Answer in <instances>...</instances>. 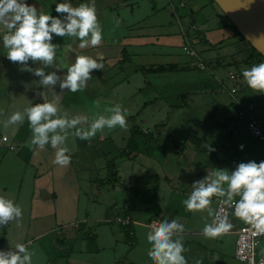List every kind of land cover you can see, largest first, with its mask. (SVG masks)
<instances>
[{
  "label": "crops",
  "instance_id": "obj_1",
  "mask_svg": "<svg viewBox=\"0 0 264 264\" xmlns=\"http://www.w3.org/2000/svg\"><path fill=\"white\" fill-rule=\"evenodd\" d=\"M46 1L48 6L44 0L36 2L42 10L62 18L63 14L56 15L55 2ZM146 1H159L160 10L168 6L169 19L180 20L177 9L186 6L183 0ZM81 2L92 0L71 3L77 7ZM94 3L102 28L100 45L80 49L75 37L53 36L52 43L58 45L54 65L44 68L39 61L28 62L32 69L55 71L63 78L67 71L63 65L74 63L77 55L90 56L103 64V69L93 71L84 90H65L51 97L53 102L72 115L90 117L115 104L127 110L126 128H105L88 140L71 135L67 141L71 164L67 167L53 163L55 150L50 145L42 150L31 145L27 120L5 126L12 112L22 110L28 100H42L36 95L41 90L40 78L20 71V65L7 60L4 32L0 30V195L22 209L19 219L0 225V249L25 244L32 253V264H153L147 255L151 246L146 238L153 222L177 219L185 226L183 255L187 264H240L234 258L235 230L240 221L229 217L233 227L228 233L206 238L202 230L212 217L207 211H187L182 201L190 195L192 183L214 168L233 171L243 162L250 150L241 140L243 132L260 143L247 131L246 119L237 117L238 106L228 90L236 88L234 98L239 104L254 103L253 115L263 129L264 95L256 99L259 102L244 103V78L236 75L235 81H226L215 73L235 60L222 59L221 63L193 51L194 67L190 69L178 65L167 53L174 47L183 50L185 38L189 41L199 35L200 41L204 40L201 27L206 21L201 12L190 9L183 14L187 25L194 27L187 35L178 21L179 32L170 31L169 22L145 26L134 18L127 0ZM118 8L126 10L127 20L119 17ZM234 37L240 38L231 32L230 40ZM238 58L243 68H248L245 60L252 55ZM198 62L202 70L197 68ZM160 65L167 70L148 71ZM15 70L23 80L18 86L7 81ZM139 74L143 79L138 82ZM229 74L233 73L227 72V79ZM170 108L176 110L175 116ZM205 144L215 151L208 153ZM218 199L223 198L212 197L213 209ZM116 218L127 223L121 225Z\"/></svg>",
  "mask_w": 264,
  "mask_h": 264
},
{
  "label": "clouds",
  "instance_id": "obj_2",
  "mask_svg": "<svg viewBox=\"0 0 264 264\" xmlns=\"http://www.w3.org/2000/svg\"><path fill=\"white\" fill-rule=\"evenodd\" d=\"M53 16L47 11H39L35 4L27 0H0V30L3 47L8 61L20 65V71H27L39 77L41 90L36 93L42 102L28 100L22 110H15L4 122L5 126L23 124L27 120L31 133V145L44 149L50 145L55 150L53 163L61 167L71 164L67 141L71 135L88 140L105 128L127 127V110L120 104L104 109L103 113L72 115L51 97L67 90L72 93L82 91L92 79L93 71H101L103 64L87 55H77L74 63L63 65L67 68L61 78L57 72L45 73L44 68L53 66L57 57L58 45L52 43L53 36L75 37L79 48L89 45L96 47L102 42V28L98 22L94 0L73 7L70 2L55 4ZM118 23V22H117ZM41 62L44 68L32 69L28 62ZM242 76L247 86L257 93L264 94V63L246 68ZM59 86V92L56 86ZM97 108L100 101L95 102ZM208 153L215 148L203 145ZM241 150L243 145L240 146ZM190 195L182 201L187 211H207L212 217L206 223L202 234L206 238H216L226 234L233 225L231 215L251 225L253 235L264 234V160H250L236 165L233 171L226 168L208 172L203 179L194 181ZM212 197L219 200L220 207H211ZM239 197L237 200L236 198ZM22 216V209L13 200L0 195V225ZM185 226L177 219L154 221L147 234L150 249L147 253L153 264H187L183 255V233ZM0 264H32V253L27 246L18 243L15 249H0Z\"/></svg>",
  "mask_w": 264,
  "mask_h": 264
},
{
  "label": "rangeland",
  "instance_id": "obj_3",
  "mask_svg": "<svg viewBox=\"0 0 264 264\" xmlns=\"http://www.w3.org/2000/svg\"><path fill=\"white\" fill-rule=\"evenodd\" d=\"M53 1L55 2V4L62 3V2H70V3L72 2V0H53ZM183 1L185 3L184 5H186L185 8L177 9L179 13L181 14L180 20H177L174 18L169 19L168 13H167V11L169 10V7L165 6V8H161L160 10L159 3H158L159 1L155 2L154 4H151V3H148L146 0H127V3L130 4L129 8L132 9V11H134L133 12L134 15H136V17L134 18H139L140 19L139 21H141L142 24H144L145 26L154 25L156 23L158 24V23H163V22H169L171 25L169 27L170 31L179 32L180 27L177 24V21H178L179 24L183 25V27L186 29L187 35H191L192 32L190 31L189 26L187 25V19L183 14L188 12L190 9L193 10V12L195 11L201 12L202 17L206 21V23L201 27V31L203 32V35L205 36V38L204 40L197 42V43H193L192 41H190L192 39H190L189 41H190V46H191L192 51H194L196 55L203 57V59H208V60L217 59L221 63H222V59H224V61L227 60L228 62L231 60H235L234 64L230 62L229 65H224V67L220 66L219 69L215 70V73L220 77V79L222 80L226 79V81H228L227 76H226L227 72H231L235 76L237 75V76L243 77L242 72L246 68H243V66L240 64V58L238 57H241L242 55L246 56L250 53L249 49H247L248 48L247 44L244 43V41H241L242 39L236 38V37L230 40L229 37H230L231 32L233 35L234 33L232 29L230 28L227 19H225V17L218 10V8L215 5H213L209 0H183ZM44 4L45 6H48L50 2L44 0ZM164 4H165V1H164ZM166 4H168L167 1H166ZM41 7L42 6L37 7L39 11L46 10V9L42 10ZM117 13L119 17H122L124 18V20H127L126 18L127 13L125 9L118 8ZM4 31L5 30H3V32ZM211 40H218L221 42L214 44ZM182 47H183V50L180 47L178 48L174 47L175 49H172V48L168 49L169 52L167 53L172 54L178 60L177 61L178 65H187L190 69H192L194 67V58L187 56L185 54L184 46ZM241 49L245 51L242 52ZM231 54H232V57L229 58ZM136 79L138 80V82L142 81L143 76L139 74V76H137ZM7 81L10 85L13 84L15 86H18L20 83H23V80L21 79L17 70L13 71L12 76H8ZM245 89L246 90H245L244 103L250 100L252 101L255 100L256 102L257 101L259 102V100H256V99H259V97L264 95V94L257 93L254 90L250 89L247 86V84H246ZM171 103L174 104L173 102ZM169 111H171V113L174 112V116H175V113H176L175 109L170 108ZM145 114H147V112ZM174 123L179 124V121L174 120ZM170 128L172 127H168V129ZM183 128H187V127H185V125L183 124ZM173 135L174 134L171 133L170 138L173 137ZM241 140L244 141L250 147L249 152L246 151L244 160H242L243 162L246 163L250 160H254L258 163L264 160V145L258 143L254 139H251L246 132L242 133ZM258 249H260V246L258 247Z\"/></svg>",
  "mask_w": 264,
  "mask_h": 264
},
{
  "label": "built area",
  "instance_id": "obj_4",
  "mask_svg": "<svg viewBox=\"0 0 264 264\" xmlns=\"http://www.w3.org/2000/svg\"><path fill=\"white\" fill-rule=\"evenodd\" d=\"M193 27V26H192ZM188 40L185 38L184 48L185 54L188 56H193L194 53L191 50L190 46H188ZM197 68L199 70L203 69V65L201 62L197 63ZM229 81H235V76L233 74L228 75ZM236 92V88L231 87L227 94L231 96L234 104L238 106V110L236 112L237 117L240 119H246V129L249 134L257 139L260 143L264 145V129L259 124L257 118L253 115L255 110L254 103L247 104H239L234 98V93ZM219 200L215 205V210H218L223 205H220ZM231 209L229 210V217H233L236 220L240 221V225L235 230V238H234V258L240 264H264V234L261 235H253V229L251 225L246 224L242 220L231 215ZM212 221V220H211ZM116 222L121 225L127 223V220H123L121 218H116ZM260 246V249L258 247ZM260 252V254H259Z\"/></svg>",
  "mask_w": 264,
  "mask_h": 264
},
{
  "label": "water",
  "instance_id": "obj_5",
  "mask_svg": "<svg viewBox=\"0 0 264 264\" xmlns=\"http://www.w3.org/2000/svg\"><path fill=\"white\" fill-rule=\"evenodd\" d=\"M211 1L243 40L264 60V0Z\"/></svg>",
  "mask_w": 264,
  "mask_h": 264
},
{
  "label": "trees",
  "instance_id": "obj_6",
  "mask_svg": "<svg viewBox=\"0 0 264 264\" xmlns=\"http://www.w3.org/2000/svg\"><path fill=\"white\" fill-rule=\"evenodd\" d=\"M212 4H214L211 0H209ZM56 15H57V13H56ZM191 23H192V21H191ZM229 26H230V28L232 29V31L237 35V36H239L241 39H243L237 32H236V30L234 29V27L231 25V24H229ZM189 29H191V31H192V29H194V27H189ZM200 39H201V36H197V37H194V38H192V40H190V41H192L193 43H197V42H200ZM189 42V41H188ZM247 44V43H246ZM188 46H190V44L188 45ZM247 46H248V49H249V51H250V54L252 55V58H246V60H245V63H246V65H248V67L250 68L251 66H253V65H255V64H259V63H264V60L262 59V57L251 47V46H249V44H247ZM190 48H191V46H190ZM234 64V63H233ZM165 70H167V67H165V66H162V65H160V66H155V67H153V68H151V69H149L148 71L149 72H151V73H161V72H165ZM148 71H146L147 73H148ZM235 76V75H234ZM237 78H236V76H235V80H236ZM111 176H114V174L113 173H111Z\"/></svg>",
  "mask_w": 264,
  "mask_h": 264
},
{
  "label": "flooded vegetation",
  "instance_id": "obj_7",
  "mask_svg": "<svg viewBox=\"0 0 264 264\" xmlns=\"http://www.w3.org/2000/svg\"><path fill=\"white\" fill-rule=\"evenodd\" d=\"M34 2H32L31 4H36V6L38 7L39 5H38V0H33ZM37 1V2H36Z\"/></svg>",
  "mask_w": 264,
  "mask_h": 264
}]
</instances>
